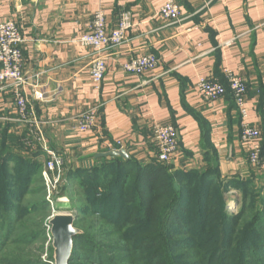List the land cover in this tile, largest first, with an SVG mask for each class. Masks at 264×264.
<instances>
[{"label": "crops", "instance_id": "0c3cea01", "mask_svg": "<svg viewBox=\"0 0 264 264\" xmlns=\"http://www.w3.org/2000/svg\"><path fill=\"white\" fill-rule=\"evenodd\" d=\"M168 1L0 0V22H14L24 41L23 76L37 121L33 127L20 123L13 90L0 86V141L7 134L14 152L40 153L36 159L49 160L46 150L53 151L67 173L118 150V140L130 159L148 164L158 154L155 126L172 125L179 137L174 170L206 171V159H218L223 177H263L264 167L251 165L241 142L233 99L210 101L196 85L202 77L225 82L224 69L241 77L248 86V122L264 143V0H174L181 9L178 22L160 17ZM100 10L108 33L124 13L133 27L126 42L107 53V73L97 91L90 77L92 51L79 40ZM147 54L159 59L156 73L139 77L123 70ZM36 85L43 100L33 95ZM92 109L98 124L80 133L79 117Z\"/></svg>", "mask_w": 264, "mask_h": 264}, {"label": "trees", "instance_id": "16d2710c", "mask_svg": "<svg viewBox=\"0 0 264 264\" xmlns=\"http://www.w3.org/2000/svg\"><path fill=\"white\" fill-rule=\"evenodd\" d=\"M222 83L227 95L233 99L226 80ZM13 146L14 139L3 134L0 141V188H4L0 189V214L6 220L5 225L9 216L18 214L15 210L19 209L23 195L29 192V185L36 180L35 176H40L43 166L36 159L40 153L23 156L14 152ZM262 149L264 156V143ZM206 163V171L200 172L174 170L172 165L160 164L156 159L148 164L132 158L96 159L93 166L68 171L67 188L75 183L81 185V198L103 220L111 225L131 228L132 240L138 244L133 256L141 252L150 251L152 255L156 252L157 256H151L154 262L161 258L160 252L165 248L170 254L186 248V243L175 239V236L195 235L198 230L193 232L194 226L200 224L194 220L196 215L208 223L214 208L223 214L226 190L242 192L241 216L247 213L252 197L264 192L263 179L260 191L254 193L253 189H258L254 175L246 180L238 177L228 179L222 176L218 159H206ZM175 185H178V190ZM221 222L226 237L232 220L223 214ZM249 226L243 234H246L247 250L252 249L255 243L262 247H254V250L264 252V205ZM85 237L79 235L74 239L75 249L70 264L83 260L77 247L85 243ZM164 254L168 253L164 251Z\"/></svg>", "mask_w": 264, "mask_h": 264}, {"label": "rangeland", "instance_id": "374dc122", "mask_svg": "<svg viewBox=\"0 0 264 264\" xmlns=\"http://www.w3.org/2000/svg\"><path fill=\"white\" fill-rule=\"evenodd\" d=\"M47 162L48 159H39V163L43 165L41 174L35 176L36 180L29 185V192L23 195L19 209L15 210L18 214L9 216L6 225V220L0 214V264H56L50 222L57 214L73 216L75 228L81 232L80 235L86 236L85 243L77 247L83 260L74 264H264V252L254 250V247H262L261 244L254 243L252 249L247 250L244 239L246 234L243 235L264 205L263 191L260 196L252 197L247 213L241 216L242 192L226 190L223 194L226 213L223 214H227L232 220L229 233H225L226 237L221 226L223 214L218 208H214L208 223L200 220L199 214L193 216L195 222L200 223L197 227L194 226L193 232L198 230L195 235L175 236V239L186 243L185 249L170 254L168 248H165L160 252L161 258L153 262L152 257L157 256L156 252L153 255L150 251L141 252L133 256L138 244L132 240L131 228L111 225L103 220L83 201V187L78 183L67 188V173L63 169L60 184L49 190L43 176ZM76 169L78 168L74 170ZM261 172L263 177L255 176L258 189L254 188V193L262 187L264 169ZM235 177L247 179L235 174L227 178ZM3 188L4 186L0 189ZM74 249L75 243L73 252ZM164 251L168 254H164Z\"/></svg>", "mask_w": 264, "mask_h": 264}, {"label": "built area", "instance_id": "2783aa9c", "mask_svg": "<svg viewBox=\"0 0 264 264\" xmlns=\"http://www.w3.org/2000/svg\"><path fill=\"white\" fill-rule=\"evenodd\" d=\"M160 17L167 22H178L181 18V9L174 0H169L160 9ZM107 17L100 10L93 15L88 32L79 40L83 47L91 49L94 61L90 69V77L95 89H101L107 73L106 56L113 49L122 46L132 29L133 24L128 13L121 15L117 28L108 33L106 30ZM20 31L14 22H0V86L11 88L14 93L18 109V121L25 126L33 127L37 121L34 119V111L29 107L26 88L28 82L23 76V57L21 45L23 44ZM159 67V59L153 54L143 55L131 60L123 66L126 73L142 77L156 73ZM224 79L228 83L235 107L241 118V142L249 148V161L257 168L264 167L262 149V137L257 127L248 122L249 110L247 107L248 86L247 83L232 71H222ZM196 89L205 99L215 101L227 95V89L220 79L202 77L198 80ZM33 95L37 100H43V95L37 85L33 89ZM99 121L96 109L83 113L79 117L77 130L80 133H89ZM154 139L158 154L156 161L160 164H170L179 150V137L177 129L172 125H157L154 128ZM123 141H116V148L123 147ZM49 160L45 166L43 176L49 190L60 184L63 178V161L53 151L46 150Z\"/></svg>", "mask_w": 264, "mask_h": 264}, {"label": "water", "instance_id": "95a60500", "mask_svg": "<svg viewBox=\"0 0 264 264\" xmlns=\"http://www.w3.org/2000/svg\"><path fill=\"white\" fill-rule=\"evenodd\" d=\"M105 158H122L129 160L125 150H114L102 155ZM178 190V185H175ZM53 238L54 260L56 264H70L73 256L74 239L81 234L75 228V219L71 215L57 214L50 222Z\"/></svg>", "mask_w": 264, "mask_h": 264}]
</instances>
